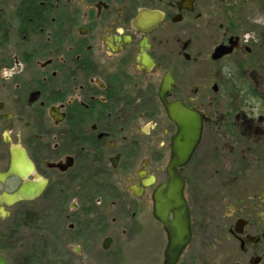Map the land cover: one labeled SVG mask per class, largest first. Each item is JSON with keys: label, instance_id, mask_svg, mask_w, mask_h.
Returning a JSON list of instances; mask_svg holds the SVG:
<instances>
[{"label": "flooded vegetation", "instance_id": "af4514ba", "mask_svg": "<svg viewBox=\"0 0 264 264\" xmlns=\"http://www.w3.org/2000/svg\"><path fill=\"white\" fill-rule=\"evenodd\" d=\"M252 1L0 0V264H166L155 193L180 126L164 99L202 119L177 168L191 239L176 264H196L207 225L262 264L264 20ZM209 216L217 226L198 222Z\"/></svg>", "mask_w": 264, "mask_h": 264}, {"label": "water", "instance_id": "95a60500", "mask_svg": "<svg viewBox=\"0 0 264 264\" xmlns=\"http://www.w3.org/2000/svg\"><path fill=\"white\" fill-rule=\"evenodd\" d=\"M164 105L171 121L180 126V133L173 145L171 162L168 168V181L155 193L156 217L165 223L170 238L166 253V264H176L191 239L190 217L184 197V180L177 168L189 162L199 145L202 134V119L199 113L188 109L180 102ZM164 209V212H163ZM174 219L169 220V213ZM255 258L252 264H257Z\"/></svg>", "mask_w": 264, "mask_h": 264}, {"label": "rangeland", "instance_id": "374dc122", "mask_svg": "<svg viewBox=\"0 0 264 264\" xmlns=\"http://www.w3.org/2000/svg\"><path fill=\"white\" fill-rule=\"evenodd\" d=\"M252 3L251 12L256 16V19L264 20V0H253ZM206 218L199 217L198 222L210 221L217 226L218 219L213 218V216ZM204 228L202 230L199 226L196 230L193 247L196 264H249V259H247L249 254L241 251L240 244L226 240L225 233L222 230H212L211 225ZM189 262L190 257L187 258V263Z\"/></svg>", "mask_w": 264, "mask_h": 264}]
</instances>
